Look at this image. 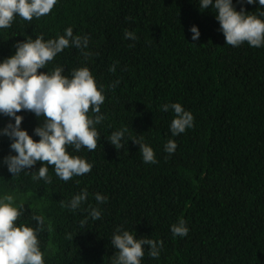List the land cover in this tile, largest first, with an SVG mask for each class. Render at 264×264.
I'll list each match as a JSON object with an SVG mask.
<instances>
[{
	"label": "trees",
	"instance_id": "obj_1",
	"mask_svg": "<svg viewBox=\"0 0 264 264\" xmlns=\"http://www.w3.org/2000/svg\"><path fill=\"white\" fill-rule=\"evenodd\" d=\"M233 6L264 20L258 0ZM192 26L200 32L196 41ZM68 27L90 37V55L70 46L38 71L62 67L70 77L87 67L103 87L97 148L67 149L91 163V172L65 182L48 166L46 183L33 179L37 162L12 177L2 164L11 141L0 135V197L23 204L18 226L36 228L33 216L44 218L37 235L45 264H111L118 228L163 242L158 258L144 246L141 264H264V46L227 45L215 9H200L199 0H57L50 14L31 22L17 16L0 29V62L15 54L17 41L54 39ZM125 30L137 39H125ZM173 103L194 117V126L177 136L170 131L173 111L161 110ZM17 115L39 140L33 130L42 121L28 111ZM9 122L0 115V129ZM124 127L117 150L107 138ZM138 135L157 163H144L139 145L128 141ZM170 139L177 144L173 154L164 150ZM84 189L88 197L79 208L61 206ZM96 193L107 201L98 203ZM91 208L100 210L99 220ZM181 218L188 234L174 236L170 228Z\"/></svg>",
	"mask_w": 264,
	"mask_h": 264
},
{
	"label": "clouds",
	"instance_id": "obj_2",
	"mask_svg": "<svg viewBox=\"0 0 264 264\" xmlns=\"http://www.w3.org/2000/svg\"><path fill=\"white\" fill-rule=\"evenodd\" d=\"M254 4L256 0H246ZM264 8V0H258ZM57 0H0V29L11 27L14 19L31 22L33 18H41L51 13ZM215 9L216 20L223 33L227 45L238 47L247 42L251 47L264 46V20L256 15H249L244 8L239 11L233 6V0H199L200 9ZM264 16V12L261 13ZM192 40L199 39L200 32L192 26ZM125 39L136 40L134 32L125 30ZM90 37L74 36L73 29L68 27L63 35L45 40L43 35L35 39L27 37L14 45L15 54L0 62V115L8 117L10 122L0 129V135L7 136L11 141L9 155L3 157L2 164L6 165L12 177L32 169L37 162L42 166L38 171L31 172L34 180H44L51 183L48 166L54 168L55 175L62 181H69L74 176H82L91 172L93 165L67 151L72 146L75 151L86 148L89 152L98 146L100 134L95 125L104 119L100 112L105 101L103 87H98L94 76L87 67L73 69L70 77L63 75L64 69L56 67L51 72H40L39 69L54 60L56 55L68 47L81 50L88 57ZM109 71L115 72V65ZM119 81L109 85L115 88ZM171 109L174 118L170 131L177 136L194 126V117L181 104L173 103L162 106V111ZM28 111L39 118L42 123L34 128V140L31 135L21 128L23 116L17 115ZM94 113V118L89 113ZM14 120V123L11 122ZM127 127L113 131L107 138L117 150L122 149V140L127 133ZM139 145L143 162L157 163L154 150L143 142V136L129 138ZM177 148L174 140H168L164 150L173 154ZM15 153V155L11 153ZM29 172V171H28ZM88 197L87 190L75 195L66 205L70 210H76ZM98 203H105L107 197L95 194ZM23 204L15 206L13 195L5 194L0 197V264H45L44 253L40 249L38 232L43 230L44 218L33 216L37 227L25 224L17 225L22 214ZM93 220L101 218L97 208L89 212ZM85 221H81L83 227ZM174 236L184 237L188 228L184 219H180L170 228ZM112 246L117 250L111 264H141L144 256V246L149 248V256L158 258L163 242L153 239H137L127 230L119 228L111 238Z\"/></svg>",
	"mask_w": 264,
	"mask_h": 264
}]
</instances>
